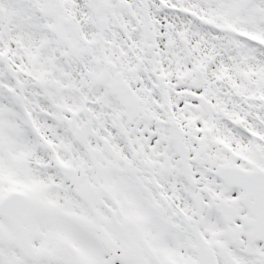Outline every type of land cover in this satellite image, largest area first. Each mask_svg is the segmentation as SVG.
Wrapping results in <instances>:
<instances>
[{"label": "snow or ice", "instance_id": "6c2138e0", "mask_svg": "<svg viewBox=\"0 0 264 264\" xmlns=\"http://www.w3.org/2000/svg\"><path fill=\"white\" fill-rule=\"evenodd\" d=\"M0 264H264V0H0Z\"/></svg>", "mask_w": 264, "mask_h": 264}]
</instances>
